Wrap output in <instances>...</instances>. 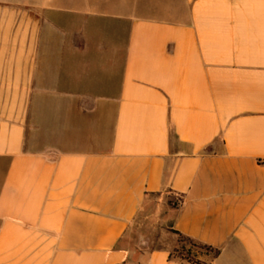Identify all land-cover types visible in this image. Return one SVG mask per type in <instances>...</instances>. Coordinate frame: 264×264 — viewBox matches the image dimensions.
<instances>
[{
	"label": "crops",
	"instance_id": "0c3cea01",
	"mask_svg": "<svg viewBox=\"0 0 264 264\" xmlns=\"http://www.w3.org/2000/svg\"><path fill=\"white\" fill-rule=\"evenodd\" d=\"M0 3V264H264V0Z\"/></svg>",
	"mask_w": 264,
	"mask_h": 264
},
{
	"label": "trees",
	"instance_id": "16d2710c",
	"mask_svg": "<svg viewBox=\"0 0 264 264\" xmlns=\"http://www.w3.org/2000/svg\"><path fill=\"white\" fill-rule=\"evenodd\" d=\"M177 236V247L171 252L170 259L182 264H212L220 254V249L197 242L177 231H172ZM201 254L211 255L209 262L201 260Z\"/></svg>",
	"mask_w": 264,
	"mask_h": 264
},
{
	"label": "rangeland",
	"instance_id": "374dc122",
	"mask_svg": "<svg viewBox=\"0 0 264 264\" xmlns=\"http://www.w3.org/2000/svg\"><path fill=\"white\" fill-rule=\"evenodd\" d=\"M13 1H14V4L12 6L17 7L18 5H16V3H15L16 0H13ZM0 5H2V3H0ZM200 258H203L204 262H209L211 260L212 256L206 255V254H201Z\"/></svg>",
	"mask_w": 264,
	"mask_h": 264
}]
</instances>
